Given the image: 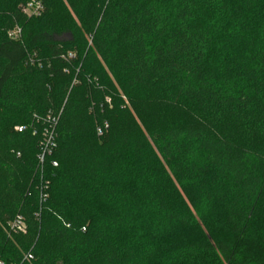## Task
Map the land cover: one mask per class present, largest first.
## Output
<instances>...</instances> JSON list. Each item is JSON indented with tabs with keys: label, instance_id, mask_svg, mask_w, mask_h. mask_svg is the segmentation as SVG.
<instances>
[{
	"label": "trees",
	"instance_id": "1",
	"mask_svg": "<svg viewBox=\"0 0 264 264\" xmlns=\"http://www.w3.org/2000/svg\"><path fill=\"white\" fill-rule=\"evenodd\" d=\"M45 14L0 32L5 263L264 264V0Z\"/></svg>",
	"mask_w": 264,
	"mask_h": 264
},
{
	"label": "rangeland",
	"instance_id": "2",
	"mask_svg": "<svg viewBox=\"0 0 264 264\" xmlns=\"http://www.w3.org/2000/svg\"><path fill=\"white\" fill-rule=\"evenodd\" d=\"M28 1V0H27ZM26 1V2H27ZM86 0H44V11L46 12L43 18L45 19H55L58 20L62 25L74 28L75 26L80 25L82 14L84 12ZM25 0H0V32L4 34L12 30V21L15 12L19 10L20 12H24L23 7L26 4ZM46 10V11H45ZM19 26V25H18ZM21 28V27H20ZM71 35L65 34L58 39L61 41L70 40ZM63 49L67 48V45L62 47ZM68 73V71H67ZM71 76L70 73H68ZM112 79L116 80L115 76H112ZM118 90H121L119 83H116ZM122 99L125 101L126 107L129 106V102L127 100L126 95L121 91ZM107 102L110 103L111 100L108 98ZM58 116H55L52 119H49L47 123H44L39 120L35 128V132L39 137H41V146L43 150L51 149L52 145H48L49 141L53 140L56 137V129L58 123ZM41 124V125H40ZM55 134V135H54ZM47 145L49 147H47ZM48 150L45 154V158L48 154H50L51 150ZM44 150V151H45Z\"/></svg>",
	"mask_w": 264,
	"mask_h": 264
},
{
	"label": "built area",
	"instance_id": "3",
	"mask_svg": "<svg viewBox=\"0 0 264 264\" xmlns=\"http://www.w3.org/2000/svg\"><path fill=\"white\" fill-rule=\"evenodd\" d=\"M24 14L28 17L40 16L44 11V0H28L23 7ZM22 29L20 27L14 28L9 32V37L13 39H18L21 37ZM73 54H69L68 58H72ZM22 131V129H19ZM102 134V130L99 129V135ZM54 140V139H53ZM52 140L49 141L48 145H52ZM47 145V147H49ZM50 149V148H49ZM49 149H44L41 154V160L45 158V154ZM11 228L16 232H23L25 230V224L21 217L17 218L12 224ZM27 259V257L25 258ZM0 264H6L5 261L0 257Z\"/></svg>",
	"mask_w": 264,
	"mask_h": 264
}]
</instances>
